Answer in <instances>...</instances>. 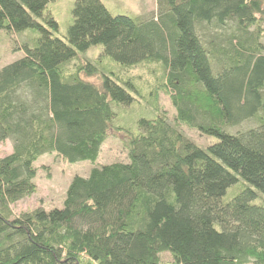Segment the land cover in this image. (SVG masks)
Masks as SVG:
<instances>
[{"label": "trees", "instance_id": "trees-1", "mask_svg": "<svg viewBox=\"0 0 264 264\" xmlns=\"http://www.w3.org/2000/svg\"><path fill=\"white\" fill-rule=\"evenodd\" d=\"M56 1L0 0V30L39 32L0 69V144L13 143L0 159V264H264V204H253L264 195V0H158V14L138 16L77 0L63 38L46 12ZM94 47L97 58L81 57ZM143 66L175 124L142 118L123 134L115 107L142 94L130 71ZM181 124L218 141L201 148ZM110 135L128 162L98 163ZM45 155L94 166L63 208L17 216ZM237 175L253 188L223 203Z\"/></svg>", "mask_w": 264, "mask_h": 264}, {"label": "rangeland", "instance_id": "rangeland-1", "mask_svg": "<svg viewBox=\"0 0 264 264\" xmlns=\"http://www.w3.org/2000/svg\"><path fill=\"white\" fill-rule=\"evenodd\" d=\"M77 0H58L51 2L46 12H50L59 23V33L56 35L63 38L67 34L68 27L73 22V8ZM112 15H156L159 13L158 0H102ZM40 21V19H39ZM39 32L36 30H27L23 33L9 34L7 31L0 30V69L11 64L24 56L23 49H18L24 43L37 38ZM102 47H94L86 54H80L83 58H97ZM109 66L117 68L111 59H106ZM158 72V71H157ZM132 75H142L146 81L142 94L133 92L135 101L129 106H116L117 117L115 119V129H121L125 132H138V122L140 119H155L160 116H167L171 124H175L176 109L171 99L163 92L156 93L154 86V76L143 67H138L130 71ZM129 73V74H130ZM217 74V71H215ZM98 82V79L91 78ZM259 125L255 119L245 122L242 126L230 132L236 133L238 130L254 128ZM179 130L192 142L201 148L216 143L218 138L209 135H202L195 128H190L181 124ZM121 136V135H120ZM13 143L11 140L0 144V159L11 154ZM115 162H128L127 151L124 149L121 139L118 136L110 135L102 148L99 164H110ZM39 168L35 183L37 184V193L32 197L26 198L13 206L15 214L33 211L39 207L51 210L53 208H63L66 192L71 181L76 176L88 177L94 164L90 161H81L77 163H68L63 158L56 155H45L36 162ZM239 180L232 185L225 196L223 203L230 202L236 195L247 188H253L241 176L237 175ZM253 204H264V195L258 192V198ZM162 259L170 261L168 254H163ZM252 264V263H251Z\"/></svg>", "mask_w": 264, "mask_h": 264}]
</instances>
